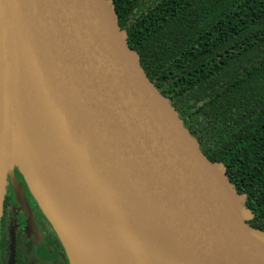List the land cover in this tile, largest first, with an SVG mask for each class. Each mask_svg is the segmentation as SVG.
<instances>
[{"label":"water","instance_id":"water-1","mask_svg":"<svg viewBox=\"0 0 264 264\" xmlns=\"http://www.w3.org/2000/svg\"><path fill=\"white\" fill-rule=\"evenodd\" d=\"M15 165L70 264H264L247 195L149 78L113 0H0V224Z\"/></svg>","mask_w":264,"mask_h":264},{"label":"trees","instance_id":"trees-1","mask_svg":"<svg viewBox=\"0 0 264 264\" xmlns=\"http://www.w3.org/2000/svg\"><path fill=\"white\" fill-rule=\"evenodd\" d=\"M129 44L264 231V0H113Z\"/></svg>","mask_w":264,"mask_h":264},{"label":"flooded vegetation","instance_id":"flooded-vegetation-1","mask_svg":"<svg viewBox=\"0 0 264 264\" xmlns=\"http://www.w3.org/2000/svg\"><path fill=\"white\" fill-rule=\"evenodd\" d=\"M0 264H70L56 231L19 173L15 181L8 176L0 224Z\"/></svg>","mask_w":264,"mask_h":264},{"label":"bare ground","instance_id":"bare-ground-1","mask_svg":"<svg viewBox=\"0 0 264 264\" xmlns=\"http://www.w3.org/2000/svg\"><path fill=\"white\" fill-rule=\"evenodd\" d=\"M26 111L27 112H30L28 109H26ZM27 138H30L29 137V135L28 136H26V139ZM27 144V146H32V148H29L28 150H27V152H32V153H34L35 151H37L38 149H37V147L41 144V142H38V141H30V140H28L27 142H26ZM47 143V142H46ZM48 144V143H47ZM44 150V148H42L41 149V151H43ZM51 156V154L49 155V157ZM52 157V156H51ZM56 161V160H55ZM46 165V164H45ZM45 165H44V167H45ZM58 197H59V195H58ZM62 202V201H61ZM64 208V207H63ZM83 256H84V258H85V261H86V263L87 264H91V259H90V257L87 255V254H84L83 253ZM93 264H97V259L95 258V260H94V262H93Z\"/></svg>","mask_w":264,"mask_h":264},{"label":"rangeland","instance_id":"rangeland-1","mask_svg":"<svg viewBox=\"0 0 264 264\" xmlns=\"http://www.w3.org/2000/svg\"><path fill=\"white\" fill-rule=\"evenodd\" d=\"M17 173H19V174L23 177V179H24L26 185H27L28 188H29V191H30L31 194H32L31 188H30L29 185L27 184V182H26V180H25L23 174L21 173L19 167H17V166L15 165V166L13 167V170H12L11 173H10V176H12V178H13L14 181H15L16 174H17ZM15 185H17V184L15 183ZM32 195H33V194H32ZM33 198L35 199L34 195H33ZM35 201L37 202L36 199H35ZM37 203H38V202H37ZM38 205H39V204H38ZM39 207H40V205H39ZM40 208H41V207H40ZM41 210H42V209H41Z\"/></svg>","mask_w":264,"mask_h":264}]
</instances>
